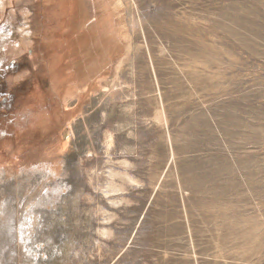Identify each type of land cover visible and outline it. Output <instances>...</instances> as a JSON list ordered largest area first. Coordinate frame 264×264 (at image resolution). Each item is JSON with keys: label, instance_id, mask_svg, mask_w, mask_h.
<instances>
[{"label": "rangeland", "instance_id": "obj_1", "mask_svg": "<svg viewBox=\"0 0 264 264\" xmlns=\"http://www.w3.org/2000/svg\"><path fill=\"white\" fill-rule=\"evenodd\" d=\"M0 264H264V0H0Z\"/></svg>", "mask_w": 264, "mask_h": 264}, {"label": "snow or ice", "instance_id": "obj_2", "mask_svg": "<svg viewBox=\"0 0 264 264\" xmlns=\"http://www.w3.org/2000/svg\"><path fill=\"white\" fill-rule=\"evenodd\" d=\"M44 194H47V190H44ZM29 216H24V218L20 221V228L18 229L20 233V239L23 241L25 239H30V233L26 231L28 227Z\"/></svg>", "mask_w": 264, "mask_h": 264}]
</instances>
